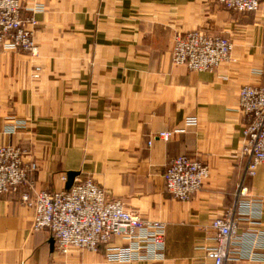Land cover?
Wrapping results in <instances>:
<instances>
[{
  "label": "crops",
  "instance_id": "0c3cea01",
  "mask_svg": "<svg viewBox=\"0 0 264 264\" xmlns=\"http://www.w3.org/2000/svg\"><path fill=\"white\" fill-rule=\"evenodd\" d=\"M23 3L45 7L36 12L38 53L0 48V144L28 149L25 159L39 164L32 175L37 189L66 188L68 170H76L75 177L90 176L142 217L163 220L165 248L162 259L130 262H108L101 251L77 247L63 253L49 229L33 228V209L4 194L0 264H211L210 220L233 203L245 172L248 115L237 92L244 83L264 84V0L257 11L217 0ZM193 28L228 36L231 58L214 70L173 63L174 35ZM191 114L198 124L184 126ZM17 117L27 126L7 132ZM180 127L168 140L155 135ZM179 154L199 157L209 170L188 200L172 197L164 185L165 164ZM245 180L264 206V165Z\"/></svg>",
  "mask_w": 264,
  "mask_h": 264
},
{
  "label": "built area",
  "instance_id": "2783aa9c",
  "mask_svg": "<svg viewBox=\"0 0 264 264\" xmlns=\"http://www.w3.org/2000/svg\"><path fill=\"white\" fill-rule=\"evenodd\" d=\"M217 2L236 11H257L262 0ZM44 9L42 3L26 6L23 0H0V48L36 55V12ZM232 49L228 36L193 28L174 35L171 60L192 70H214L220 62L231 58ZM39 75L37 68L34 76ZM237 101L239 109L248 115L241 148L245 172L236 183L233 203L210 220L212 243L205 252L211 264L264 260L263 201L251 193L245 180L256 173L260 164L264 165V84H242ZM197 124L196 115L183 118L184 126ZM26 126L27 120L17 117L5 130L15 132ZM183 130L184 127L161 130L155 135L168 140L174 132ZM27 153L23 145L0 144V196L18 195L22 204L33 209V228L49 229L61 252L66 253L71 247L101 251L108 262L164 257L163 220L142 217L138 211L127 208L121 198L108 196L104 187L90 176L75 177L69 189H37L32 175L39 164L35 159L26 160ZM208 173V165L197 156H173L163 170L165 189L174 198L188 200L204 185ZM117 237L119 243L113 239Z\"/></svg>",
  "mask_w": 264,
  "mask_h": 264
},
{
  "label": "water",
  "instance_id": "95a60500",
  "mask_svg": "<svg viewBox=\"0 0 264 264\" xmlns=\"http://www.w3.org/2000/svg\"><path fill=\"white\" fill-rule=\"evenodd\" d=\"M78 172L76 170H68L67 176H66V189H69L73 182H74V177ZM51 243L54 245L55 243V237L51 238Z\"/></svg>",
  "mask_w": 264,
  "mask_h": 264
}]
</instances>
